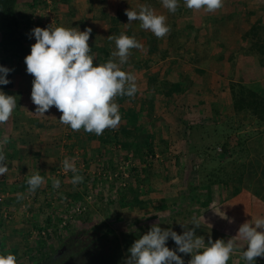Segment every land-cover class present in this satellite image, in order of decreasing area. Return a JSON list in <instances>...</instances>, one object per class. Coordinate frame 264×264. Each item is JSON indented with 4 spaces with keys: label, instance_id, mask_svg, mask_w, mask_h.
<instances>
[{
    "label": "rangeland",
    "instance_id": "obj_1",
    "mask_svg": "<svg viewBox=\"0 0 264 264\" xmlns=\"http://www.w3.org/2000/svg\"><path fill=\"white\" fill-rule=\"evenodd\" d=\"M52 1L36 0L38 4L36 3V6L31 9L28 4L35 0H18L16 7L19 13L18 17L22 19L30 17L31 20L42 22V26L46 24L45 27L52 24L53 27L67 28L77 24L75 23L77 18L84 17L89 21V25H87L88 27L80 25V31L91 28L89 41L97 42L106 39L109 27L107 21L97 20L99 11L117 13L116 22L126 26V22L123 20L125 10L122 8V4L137 12L141 5H146L156 14L166 16V23L169 27H171L173 17H181V22L192 18L195 32L199 38L196 40L189 38L186 43L187 49L183 50L177 49L179 43L168 33L161 38L159 48L151 51V36L148 35L150 31L143 30L139 21L131 22L132 34L130 37H134L141 43L143 50L132 49L131 55L124 65L130 67L131 63L146 64L149 60L152 68L149 69V67V71H142V76L151 72L158 76L152 86L158 84L157 88L159 89V84L162 85L159 80L161 70L167 67L168 61L175 58L174 53L177 51L183 55V59L175 58L177 62L171 69L173 72L164 78L167 77V81L172 79L184 84L186 86L185 96L181 97L182 100L174 99L175 102L170 108L172 116L167 119L172 124H169L168 128H163L162 122L152 126L155 136L153 135L154 142L151 145V152H155V157L149 158L150 153L142 144H140V147L141 145L143 147L141 158L138 154H133L130 148L128 153H123L122 147L118 148L117 146V138V142L111 140V142H116L114 145L110 144L111 150L113 149L111 154L104 156H109V162L101 160L102 157H95L103 166L98 170L101 175L92 169V164L89 163L91 159L85 160L82 154L73 152V155H68L65 158L74 159L78 169L77 174L83 176L82 183L74 186L71 183L74 174L71 171L65 172L62 164H56V167L48 172L39 171L44 179L49 176L52 179L49 180L51 182H44L35 192H30L27 180L38 171L19 168L10 163L11 159L4 154L8 172L0 176V187L2 188L0 192V255L6 256L12 254L11 252L14 250L17 251V264L48 263V257H45L47 253L49 257L57 260L60 257L58 253H62L61 248L65 247L64 242L72 231H75L74 237H84L88 232L90 233L92 226L99 230L108 227L115 231L119 240L122 241V237L126 236L122 233L130 232L131 227L144 221L130 216L129 206L124 205L125 201L130 200L133 195L141 197L143 200V218L151 220L157 215L160 218L159 221L166 220L172 211L180 210L181 203L189 201L183 184L187 183L193 188L203 180V174H201L203 172L198 174L193 171L202 161L195 149L215 146V143L220 140V133H226L227 127L239 125L240 115L233 116L231 108L229 81L235 82L245 76L246 84L249 87L264 94V71L259 69L253 57L244 55L243 51L249 44L240 42V36L249 29L252 21L264 14V0H223V7L213 13L188 9L184 0H178L179 7L175 13L164 8L162 0H70L73 3V16L70 15L69 7L63 9L64 6H61L62 10L58 12ZM251 3H256L258 6L251 5ZM247 13L250 15L248 16ZM45 17L46 22H43ZM32 29L33 27L21 28L26 41L33 39ZM142 31L143 35L140 36ZM184 36L182 34L181 37ZM163 49L167 52L168 57L160 60L159 57L163 53ZM113 51H116L115 43L111 48V53ZM4 56L6 57L0 51V58ZM129 70L133 72L134 68L130 67ZM142 79L144 81L145 78ZM156 96L157 99L162 98V95L158 93ZM242 122L246 123L247 120ZM250 129L252 128L247 125L241 126V131ZM0 141L2 140L0 139ZM140 141H142L141 138ZM219 151L217 148V152ZM128 154L133 165L143 166L141 167L144 168L143 173L140 168L136 167L131 170L124 166L125 155ZM61 159L63 162L64 159L62 157ZM141 159H146L147 162L143 165ZM77 161H79V165H77ZM82 164H84L83 167L80 166ZM88 166L89 170H87ZM116 172L120 178L127 176L125 187L118 186L119 182L117 181L110 182L102 177L103 173ZM53 179L60 180L58 189L53 188ZM143 184L150 185L148 192H145ZM45 185L46 188H44ZM74 193L77 194L76 197H72ZM17 194H23V199H18ZM195 199L191 204L193 208L191 210H196L199 207L198 203L203 197L199 194ZM160 201L172 203L173 206L166 207L164 210L152 211L150 202L157 204ZM77 206L84 208L80 214L73 212ZM250 211L246 216L251 214ZM202 213L199 216L202 220L209 221L212 219L211 217L214 218V221L217 219L215 214L211 216ZM256 213L254 216H257ZM47 215L53 218L52 221L57 226L56 235L52 234L53 227L46 226ZM219 218L218 226L236 236L240 224L243 223V218L233 220L230 217L228 223L225 222L223 216L220 215ZM127 236L129 235L127 234ZM127 236L124 238L129 241L132 237ZM40 244L42 246H39ZM179 255L185 264L191 259L190 254L181 253ZM239 260L247 264L242 258Z\"/></svg>",
    "mask_w": 264,
    "mask_h": 264
},
{
    "label": "trees",
    "instance_id": "obj_2",
    "mask_svg": "<svg viewBox=\"0 0 264 264\" xmlns=\"http://www.w3.org/2000/svg\"><path fill=\"white\" fill-rule=\"evenodd\" d=\"M17 1L18 0H0V51L1 54L4 55L22 56L26 49L22 50V42L25 37L21 28L33 27L29 21L30 17L24 19L18 17L19 13L16 9ZM69 2L70 0H53L52 4L55 6L58 4L67 5ZM36 3L38 4L35 0V2L29 3L28 6L33 9ZM122 8L124 10L128 9L125 4H122ZM247 15L249 16L250 13H247ZM117 17V13L111 14L99 11L98 18L109 23L107 37L110 35L119 36L121 33L130 36L132 34V23H128V17L126 15L123 17L126 26L117 23ZM182 34L185 36L181 37ZM142 35L143 31L140 32V36ZM148 35L151 36L150 50L154 51L156 48H159L158 45H160L161 38L158 39L153 36L154 34L151 31ZM169 36L179 43L177 49L183 50L187 49L186 43L189 38L193 40L199 38L195 32L193 19L190 18L185 21L182 20L181 22V17H173ZM107 37L104 41H94L95 45H90L92 48L91 54L94 55V64L106 63L110 59L111 48L115 41ZM240 42L249 44L243 51L244 55L253 57L259 69L264 71V17L256 20L250 25L249 29L240 36ZM172 50H174V48H172ZM166 54L167 52L163 49V53L159 57L160 60L166 59L168 57ZM174 56L175 58L183 59V55L179 54L177 51L174 53ZM174 59L168 61L167 67L161 70L160 78L162 81L165 76L170 74V70L176 64L177 61ZM151 65L149 60H147L146 64L137 63L133 64L131 67L134 68L135 71H138L148 69ZM0 66H3L2 60L0 61ZM126 66L127 65H123L122 70L126 71ZM147 76V82L154 83L158 78V76L152 74ZM246 82L245 76L235 82H233V80L229 81L228 88L231 108L233 116L240 115L239 125L231 128L227 127L226 133H220V140L215 143V146L195 149L197 155L202 158V161L193 171L198 174L203 172L201 173L203 174V180L199 181L200 183L193 188L192 185H188L187 183L183 184V189L186 191V196H188L189 201L181 203L180 210L176 209L175 212L172 211L168 218L163 221H159L158 219L160 218H158L157 215L152 217L153 219L151 220L143 218V200L141 197L133 195L130 200L125 201L124 205L129 206L130 216L144 221L135 227H131L129 229L130 232L122 233V235L127 236L128 234L129 236L127 237H132L129 241L127 238H124L126 236H123L122 241H120L116 232L108 227L104 230H99L97 227L92 226L90 233L88 232L84 237H74L75 231H72L69 238L65 240V249L57 260L49 257L48 253L45 254V257H48V263L46 264H125L126 259L130 255L128 249L136 239L146 234L154 224H158L162 229L171 228V230L175 231L177 234H183L184 228L181 227V224L188 225L187 227L190 229L194 228L195 226L191 225V222L192 218L195 217L200 223V227L195 228V235L203 236L205 243L208 242L209 238H211L213 242L216 239H223L227 242V240L234 237L235 234L222 230V228L218 226L220 215L225 218L226 223H228L230 217L233 220L243 218V223L250 222L257 217H264V94L257 89L249 87ZM163 85H165L162 86L163 89L159 90V88L157 90L165 97L176 96V98H178L186 90V86L180 81L169 84V82L165 80ZM243 120H247V122L243 123ZM244 125L252 129L241 131V126ZM128 132L127 129L121 131L125 139L132 136V134ZM116 139L117 137L112 138V141L115 140L117 142ZM152 141L153 138L149 135L145 145L147 152H149L151 156L154 155L151 152ZM122 146L125 149L130 147L126 143ZM217 148H219V152H217ZM142 150L143 147H135L133 151L140 157V152H142ZM141 161L144 162L142 159ZM143 171L144 168H141V173H143ZM142 186H144L145 192L149 191L150 185L143 184ZM46 187L45 185L44 188ZM1 191L2 188L0 187V192ZM199 194L202 195L203 199L198 203L199 207L196 210H191V204L194 202L193 200H196L195 197H198ZM76 196V193L72 195V197ZM171 204L172 203H165L163 201L157 204L150 202L152 211L164 210L166 207L171 208L173 206V204ZM249 211L251 214L246 216ZM255 212H257V216H254ZM201 213L203 215L207 213L211 216L215 214L217 219L214 221V218L211 217L212 219L209 221H205V219L202 220L199 217ZM45 220L46 226L53 227L52 234L56 235L58 229L52 221L53 218L47 215ZM237 243L239 249L233 253L234 255H231L228 264H240L239 262H242L239 259H241V251L246 248V241L238 240ZM39 246H42V244ZM167 246L173 250L177 247L171 238L167 241ZM11 253L17 257V251L14 250ZM177 254L179 255L181 253L178 252ZM241 264L245 263L242 262ZM255 264H264V258H256Z\"/></svg>",
    "mask_w": 264,
    "mask_h": 264
},
{
    "label": "clouds",
    "instance_id": "obj_3",
    "mask_svg": "<svg viewBox=\"0 0 264 264\" xmlns=\"http://www.w3.org/2000/svg\"><path fill=\"white\" fill-rule=\"evenodd\" d=\"M188 9L203 10L213 13L223 7V0H184ZM168 11L175 13L179 7L178 0H162ZM128 23L139 21L143 30L151 31L155 37L163 38L170 32L166 16L146 5H141L139 12L126 9ZM35 43L31 45L30 54L24 58L26 71L33 77L31 101L36 106L35 114L45 116L53 106L62 115L59 122L69 126L72 131L83 129L86 133L99 136L106 129H116L122 120L117 97H134L138 91L135 75L122 70L132 49L143 50V45L134 37L121 33L109 36L115 41L116 51L106 63L94 64V55L89 46L92 29L80 31L74 27H35L31 30ZM118 59V62H116ZM13 69L0 66V85H8L7 78ZM17 107L16 97L0 90V124L9 121ZM5 136L0 144H7ZM5 155L0 149V176L8 172ZM65 172L74 175L71 183L75 186L83 182V176L77 174L74 159L65 158L62 162ZM44 177L39 172L32 174L28 180L29 191L35 192L44 184ZM60 180L53 179V188L60 187ZM23 199V194H17ZM183 234L162 229L158 224L150 227L128 249L130 255L125 264H185L177 253L191 256L187 264H228L231 255L239 249L238 240L246 241V248L241 251V258L247 264H255L258 257L264 258V217H257L243 223L236 236L225 242L223 239L211 238L205 243L203 236L195 235V228L200 227L199 220L192 218ZM171 238L177 246L175 250L167 246ZM0 264H17L13 254L0 255Z\"/></svg>",
    "mask_w": 264,
    "mask_h": 264
},
{
    "label": "crops",
    "instance_id": "obj_4",
    "mask_svg": "<svg viewBox=\"0 0 264 264\" xmlns=\"http://www.w3.org/2000/svg\"><path fill=\"white\" fill-rule=\"evenodd\" d=\"M251 5L258 6L256 3H251ZM61 6H64L63 9L69 7L70 15L73 16L74 9L71 1L67 5L58 4L55 9L60 12L62 10ZM225 6L227 5L225 4ZM263 17L264 14L258 16L252 21V23ZM97 20L102 19L98 18ZM29 21L33 25V28H46V24L42 26V22L35 21L34 19H29ZM43 22H46V17ZM75 23L77 24H73V27L78 28L79 30V27H81L80 25H89V21L84 17L77 18ZM32 37L33 39H29V41H26L25 38V40L23 39L22 50H26H24L22 56H11L10 54H7L6 57L4 56L3 58H0V61H3L4 67L13 69L7 77L11 83L8 85H0V90L8 95H14L17 101V107L9 121L5 124H0V139L3 140L5 136L8 137V143L1 144L0 149H2L3 153L8 155L11 159L10 163L19 168H26L38 172H48L56 167V164H62L61 157L64 159L66 156L73 155V152H75L82 154V157L85 160L91 159L88 161L92 164V169L98 173V170L103 166H101L102 164L99 163L98 159H95V157H102L101 160H106L107 162L110 161V159H108L109 156H104L110 155L113 150H111L110 144L114 145L116 142H111L112 138H118L117 146L118 148H120V146L122 147L123 153H128V149L130 148L132 150L130 151L135 154V151H133L134 148L140 147V144L146 145V139L149 135L152 136V142H154L155 135L154 132H152V126L155 123L162 122L164 125L163 128L165 127V129L169 127V124H172L170 120H167L172 116L170 108L175 102L174 99L177 101L180 99L182 100L181 97L185 96L184 93L186 90L178 98H176V96L165 97L157 90L158 84H153L152 86L153 82L146 81V78L148 77L147 75H153V73H145L143 77L142 71H149L148 69L135 72L132 70L133 72H131L129 69L133 65L132 63L130 67L126 66L125 69L127 72L135 75L138 91L134 97L123 96L116 98V102L119 104V112L122 117L121 123L116 129H106L104 133L99 136L94 133H86L83 129L74 132L69 126L63 125L59 122V117L62 113H60L54 106L45 113V116L36 115V106L31 101L33 77L27 73L26 65L24 63V58L30 54L31 45L35 43V37L33 35ZM88 43L89 46L95 45L94 40L93 42L89 41ZM151 68L152 67L149 69ZM172 72L173 70H170V73ZM142 78H145L144 81ZM159 80L162 83V85L159 84V90H161L163 89L162 86H165L163 85L164 81H167L168 79L166 77L163 81L161 78ZM168 82L171 84L178 81L171 79V81ZM157 93L162 95V98L157 99ZM159 104L160 108L158 109ZM123 129H127L129 131L128 133H131L132 136L125 139L124 135L121 133ZM165 134L168 135L167 133ZM140 138L142 141H140ZM124 143L128 144L130 147L125 149L122 146ZM101 153H104V155ZM141 156L142 155H140V157ZM148 156L149 158H152L153 156L155 157V155L151 156L150 154ZM146 162L145 159L142 164L144 165ZM28 165L29 167H27ZM77 165H79V161H77ZM97 165L98 167H96ZM80 166L83 167L84 164ZM132 166L131 170L136 167L140 169L143 167L140 164H134ZM89 169L90 167L88 166L87 170ZM50 179L49 176H46L44 179L45 183L51 182L49 181Z\"/></svg>",
    "mask_w": 264,
    "mask_h": 264
},
{
    "label": "built area",
    "instance_id": "obj_5",
    "mask_svg": "<svg viewBox=\"0 0 264 264\" xmlns=\"http://www.w3.org/2000/svg\"><path fill=\"white\" fill-rule=\"evenodd\" d=\"M123 164H124L125 167H129V169H131L133 167L132 166L133 163L130 160L129 154L128 155H125V159H124ZM97 174L98 175H101L99 171H98ZM102 177L103 178L105 177V179L108 180V181H110V182H112V180L115 181V182L116 181L119 182L118 186H121V187H125L126 186L125 179H126L127 176H125V178L124 177L123 178H120L118 176V172H116V173H108V174L103 173L102 174ZM83 209H84L83 207L77 206V207L74 208V211L73 212H75L76 214H80Z\"/></svg>",
    "mask_w": 264,
    "mask_h": 264
},
{
    "label": "flooded vegetation",
    "instance_id": "obj_6",
    "mask_svg": "<svg viewBox=\"0 0 264 264\" xmlns=\"http://www.w3.org/2000/svg\"><path fill=\"white\" fill-rule=\"evenodd\" d=\"M64 249H65V247H62V248H61V250H64ZM61 252H63V251H61ZM59 253H60V252H59ZM59 253H58V256H60V254H61V253H60V254H59ZM45 262H46V261H45ZM59 262H60V261H59ZM44 264H46V263H44Z\"/></svg>",
    "mask_w": 264,
    "mask_h": 264
}]
</instances>
